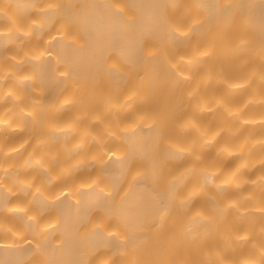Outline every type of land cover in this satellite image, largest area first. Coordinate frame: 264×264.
<instances>
[{
    "label": "bare ground",
    "instance_id": "6f19581e",
    "mask_svg": "<svg viewBox=\"0 0 264 264\" xmlns=\"http://www.w3.org/2000/svg\"><path fill=\"white\" fill-rule=\"evenodd\" d=\"M0 264H264V0H0Z\"/></svg>",
    "mask_w": 264,
    "mask_h": 264
}]
</instances>
